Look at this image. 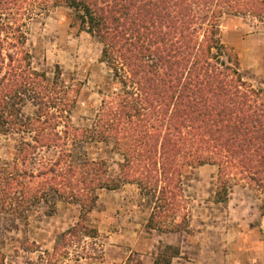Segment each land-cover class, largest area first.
I'll return each instance as SVG.
<instances>
[{
  "label": "trees",
  "instance_id": "obj_1",
  "mask_svg": "<svg viewBox=\"0 0 264 264\" xmlns=\"http://www.w3.org/2000/svg\"><path fill=\"white\" fill-rule=\"evenodd\" d=\"M201 1L0 0V135H35L36 144L18 147L16 159L23 165L34 164L41 149H59L57 160L35 169L0 165L1 213L23 214L46 205V215L52 216L59 201L67 202L80 214L64 240H96L100 233L90 214L98 192L135 184L145 195L155 193L146 227L175 233L177 228L164 224L181 217L178 178L187 167L218 166L217 203L228 201L226 177L232 175L264 189V89L247 85L221 60L226 51L214 25L224 15L221 10L201 19L212 21L201 36V16L193 9ZM48 2L72 11L80 31L102 45L100 60L114 74L118 92L103 100L93 128H77L67 116L79 92L65 85L60 67L49 78L32 68L25 51L24 22L47 11ZM254 2L246 6L254 9ZM10 38L15 42L8 44ZM7 45L16 52L5 53ZM28 105L31 113L24 110ZM60 126L65 130L59 132ZM77 142H112L123 158L119 174L111 177L103 159L68 149ZM180 255V248L166 245L154 264H172Z\"/></svg>",
  "mask_w": 264,
  "mask_h": 264
},
{
  "label": "rangeland",
  "instance_id": "obj_2",
  "mask_svg": "<svg viewBox=\"0 0 264 264\" xmlns=\"http://www.w3.org/2000/svg\"><path fill=\"white\" fill-rule=\"evenodd\" d=\"M225 1L202 0L195 4L193 9L201 16L197 27L203 37L212 21L204 23L201 19L208 12L211 15L221 10L224 15L214 22L226 51L221 60L237 70L247 85L264 89V0L254 2V9L246 6L253 0ZM47 8L25 20V51L31 56L32 68L47 73L49 78H54L60 67L65 85L79 92V102L67 116L77 128H93L103 100L111 92H118L114 74L100 60L102 45L80 31L70 9L52 6L50 2ZM9 42L15 41L10 38ZM8 51L15 53L16 49L7 45L5 53ZM33 109L28 105L24 110L31 113ZM63 130V126L58 128L59 132ZM34 138V134L25 133L0 135V165L32 169L31 162L23 165L16 154L23 142L36 144ZM68 149L94 160H105L111 177L120 172L123 158L112 142L82 146L77 142ZM58 156L59 149H41L31 160L32 166L38 168ZM218 170V166L210 164L187 167V172L178 178L181 217L169 218L164 224L168 229L177 228L175 233L146 227L157 202L155 193L145 195L135 184H123L116 191L100 190L98 205L90 214L91 224L97 226L101 222L103 234L123 231L108 247L112 259L105 255L107 244L101 235L96 240L62 237L77 224L78 206L59 201L52 216L46 215V205L23 214L0 212V264H148L166 245L181 250L172 264H264V189L240 175H232L226 177L228 201L217 203ZM117 244L121 250L114 247ZM133 248L145 252L130 253Z\"/></svg>",
  "mask_w": 264,
  "mask_h": 264
},
{
  "label": "crops",
  "instance_id": "obj_3",
  "mask_svg": "<svg viewBox=\"0 0 264 264\" xmlns=\"http://www.w3.org/2000/svg\"><path fill=\"white\" fill-rule=\"evenodd\" d=\"M116 222H118V220H117V218H116ZM97 228H98V230H99V233H100V235L102 236V238H104V241L106 242V247L104 246V250H105V255H106V257L107 258H109V259H112V257L110 256V254H109V252H108V247L110 246L111 247V243H114V240H116V237H118V236H120L121 237V234H122V230H121V228H120V230L122 231V232H118V231H115V230H111V231H106V234H103V230H102V223L101 222H97ZM117 243H119L120 244V241H117ZM119 244H117L116 246H114L115 248H118V249H120L121 250V248L120 247H118V245ZM113 245V244H112ZM149 243H148V247H149ZM133 251H142V252H145L144 251V249L143 250H139V249H136V248H133V250H131L130 251V253H133ZM129 253V254H130ZM136 255L134 254V256L133 257H135ZM153 261H150L148 264H154V259H152ZM125 263H127V262H125ZM124 263V264H125ZM143 264H147V263H145V262H143Z\"/></svg>",
  "mask_w": 264,
  "mask_h": 264
}]
</instances>
